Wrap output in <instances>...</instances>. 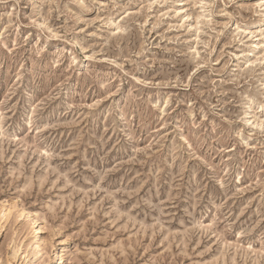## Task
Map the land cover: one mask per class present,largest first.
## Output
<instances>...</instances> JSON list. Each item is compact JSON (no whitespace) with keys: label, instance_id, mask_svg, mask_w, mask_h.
<instances>
[{"label":"rangeland","instance_id":"374dc122","mask_svg":"<svg viewBox=\"0 0 264 264\" xmlns=\"http://www.w3.org/2000/svg\"><path fill=\"white\" fill-rule=\"evenodd\" d=\"M59 256L264 264V0H0V264Z\"/></svg>","mask_w":264,"mask_h":264},{"label":"bare ground","instance_id":"6f19581e","mask_svg":"<svg viewBox=\"0 0 264 264\" xmlns=\"http://www.w3.org/2000/svg\"><path fill=\"white\" fill-rule=\"evenodd\" d=\"M6 216H9V214ZM33 222H34V224L36 223L35 221H33ZM38 230H39V228H38V226H36L37 234L39 233ZM40 243H41V239H38V242L36 243V245L32 249L34 258L36 259L37 263L40 261L45 262L44 254H46V253L43 252V248H42L43 244H40ZM13 252H14V255L17 254V251L14 250ZM61 261H62V257L59 256V261H57L55 264H60Z\"/></svg>","mask_w":264,"mask_h":264}]
</instances>
